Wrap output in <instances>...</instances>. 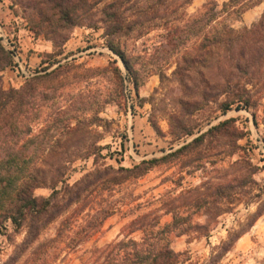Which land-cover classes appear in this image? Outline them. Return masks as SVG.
Masks as SVG:
<instances>
[{"label":"rangeland","instance_id":"rangeland-1","mask_svg":"<svg viewBox=\"0 0 264 264\" xmlns=\"http://www.w3.org/2000/svg\"><path fill=\"white\" fill-rule=\"evenodd\" d=\"M207 1L193 0L188 12H198ZM216 1L221 10L228 0ZM263 12L264 2L241 16L230 12L227 18L234 27L243 29L257 22ZM103 33V28L76 27L64 46V54L55 56L52 42L30 29L22 8L13 0H0V40L14 57L12 65L2 72L4 89L25 87L29 79L52 72L60 64H70L40 82L36 99V113L40 116L33 122L34 132L40 133L34 165L48 166L60 159H70L66 180L73 185L98 168H131L145 159L166 156L226 119H233L232 125L242 134L238 141L242 149L231 154L230 136L218 134L193 151L170 156L141 177H130L112 191H90L42 229L37 243L47 244L43 262L141 264L146 249L134 240L140 241L145 230L156 222L157 228H167L162 235L164 240L181 253L177 264H203L214 248L242 230L246 232L219 264H264V96L250 109L233 107L227 112L212 102L191 115L194 134L176 139L171 133L169 116L187 111H174L181 95L179 85L171 78L174 65H170L169 78L163 83L151 66L141 71L144 84L138 97L122 60L107 46ZM162 37L163 31L154 29L132 42L131 51L150 53ZM25 43L28 50L23 54ZM117 67L121 76H117ZM152 117L158 129L153 126ZM91 120L101 121V125L89 126ZM93 143L101 150L86 153ZM63 150L67 154H60ZM244 159L256 168L251 195L237 203L220 197L223 200L218 205L224 211L221 215H217L216 204H196L202 193L211 202L215 188L221 187L226 194L230 192L228 185L241 184L245 164L235 161ZM240 188L238 185L234 190ZM52 191L45 186L36 189L35 194L49 196ZM109 205L115 206V212L103 226L74 244L80 238L76 233L81 225L94 213L92 209ZM172 209L179 210L176 224H172ZM254 218L257 219L251 225ZM25 236L26 230L15 231L12 226L1 235L0 264L5 263ZM154 238L156 242L158 238ZM122 240L126 246L116 248ZM31 249L16 264H26Z\"/></svg>","mask_w":264,"mask_h":264},{"label":"trees","instance_id":"trees-1","mask_svg":"<svg viewBox=\"0 0 264 264\" xmlns=\"http://www.w3.org/2000/svg\"><path fill=\"white\" fill-rule=\"evenodd\" d=\"M24 11L30 29L36 35H44L54 47L53 55H63L64 46L76 27L103 28L107 46L122 60L136 94L144 84L141 71L151 66V71L160 76L161 82L169 78L170 65H174L171 78L180 87L179 107L170 114L171 133L176 139L193 135L190 117L212 102L223 111L233 107L250 109L260 97L264 96V12L251 26L237 29L227 18L230 12L241 16L248 9L264 0H228L221 10L216 0H208L196 13L187 10L193 0H13ZM232 9V11H230ZM154 29L163 31L162 40L152 52L145 55L131 51V43ZM14 61L12 51L0 40V237L12 226L15 231L26 230L24 240L15 246L4 264H16L31 248L26 264H45L47 256H42L45 242H38L42 229L57 217L79 203L85 194L93 190H109L129 179L141 177L153 166L167 160L170 156L185 154L201 146L209 137L218 134L230 136L231 154L242 146L238 144L242 134L232 125L233 119L220 121L192 141L161 158L145 159L131 167L98 168L89 172L79 181L70 185L66 175L70 159H60L48 166L34 162L40 133L33 130V122L39 118L36 106L38 90L42 79L51 77L59 67L45 75L28 80L25 87L4 89L2 72ZM61 61V60H59ZM56 62V61H55ZM138 65L142 66L139 67ZM117 76L120 69L117 67ZM191 111V112H188ZM102 120V119H97ZM158 129V123L150 119ZM101 125V121L91 120ZM241 134V135H240ZM101 148L95 143L86 148L92 154ZM60 154H67L65 150ZM198 154V153H197ZM196 154V156H197ZM199 158V157H198ZM245 164L243 182L230 184V192L225 194L221 187L215 188L211 202L205 193L200 194L196 204L202 207L213 203L219 208L217 215L224 211L219 203L225 198L230 203L243 201L254 190L255 166L248 160H236L235 164ZM50 186L49 196H38L36 189ZM85 223L76 233L79 244L98 231L105 220L115 212V206L92 209ZM177 223L179 210L172 209ZM257 218H254L251 225ZM155 222L151 229L145 230L140 241L134 242L145 247L146 254L141 264H177L181 253L176 252L162 237L167 228L158 227ZM170 224L166 225V227ZM199 228L203 225H197ZM246 230L231 234L222 245L214 248L210 258L203 264H219L224 255L232 249L235 242ZM160 236V237H159ZM158 240L155 242V238ZM74 237H72L73 239ZM126 242L119 241L115 247L123 249ZM46 254V253H45ZM99 264H108L103 261ZM120 264V262L118 263Z\"/></svg>","mask_w":264,"mask_h":264},{"label":"crops","instance_id":"crops-1","mask_svg":"<svg viewBox=\"0 0 264 264\" xmlns=\"http://www.w3.org/2000/svg\"><path fill=\"white\" fill-rule=\"evenodd\" d=\"M27 38H29V37H27ZM34 45H35V42H33L31 46L33 47ZM27 46H28V44L25 43L24 44V50L25 51L23 52V54L26 53V51L28 50V47Z\"/></svg>","mask_w":264,"mask_h":264},{"label":"water","instance_id":"water-1","mask_svg":"<svg viewBox=\"0 0 264 264\" xmlns=\"http://www.w3.org/2000/svg\"><path fill=\"white\" fill-rule=\"evenodd\" d=\"M124 65V64H123Z\"/></svg>","mask_w":264,"mask_h":264}]
</instances>
